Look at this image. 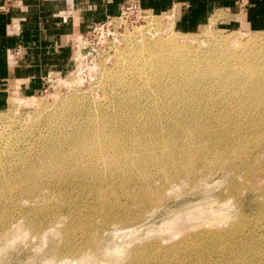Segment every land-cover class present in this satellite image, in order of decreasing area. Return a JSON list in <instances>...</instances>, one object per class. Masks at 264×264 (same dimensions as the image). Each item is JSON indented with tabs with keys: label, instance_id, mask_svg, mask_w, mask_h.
<instances>
[{
	"label": "rangeland",
	"instance_id": "1",
	"mask_svg": "<svg viewBox=\"0 0 264 264\" xmlns=\"http://www.w3.org/2000/svg\"><path fill=\"white\" fill-rule=\"evenodd\" d=\"M155 23L203 48L238 39L219 46L214 72L169 58L106 103L118 52L173 50L144 41ZM71 42L66 72L0 111V264H264V30L214 18L188 30L131 3ZM112 136H160L175 154L106 155ZM98 137L103 157L65 158Z\"/></svg>",
	"mask_w": 264,
	"mask_h": 264
},
{
	"label": "crops",
	"instance_id": "2",
	"mask_svg": "<svg viewBox=\"0 0 264 264\" xmlns=\"http://www.w3.org/2000/svg\"><path fill=\"white\" fill-rule=\"evenodd\" d=\"M136 4L173 12L184 29L215 19L235 28L264 30V0H0V111L10 93L32 96L72 64L74 35Z\"/></svg>",
	"mask_w": 264,
	"mask_h": 264
},
{
	"label": "bare ground",
	"instance_id": "3",
	"mask_svg": "<svg viewBox=\"0 0 264 264\" xmlns=\"http://www.w3.org/2000/svg\"><path fill=\"white\" fill-rule=\"evenodd\" d=\"M158 25V23L154 24L153 31L145 37L146 40L144 41L151 42L152 44H162L166 47L172 48L173 50L151 51L145 49H136V47H134L129 49L124 48L123 50L118 52L116 56V70H114L113 68V73L110 72V75L108 73V77H106L105 81L103 80V84H101V87L103 86L101 88L103 89L102 97L104 101H106V103H113L114 101L112 96H108V92L111 94H116L118 93L117 90H119L121 86H126L132 81H136L143 85H149L150 79L147 76L148 73L154 71L156 68H168L167 62L169 58L195 57V59H193V64H196L204 69L207 68L210 72H214L216 69V52H218V50H221L219 46L229 45L230 41L238 39L237 36L235 38L224 39L208 38V41L206 42L207 46L206 48H203L204 46H200V41H198V39L194 37L181 38L173 35H168L166 37L163 36ZM138 37L139 36L137 33L133 38ZM133 38L129 37L128 40ZM258 40L259 39L254 36L253 41L257 42ZM193 42H198V45L193 46ZM202 42L203 41L201 40V43ZM139 43L140 41L135 43L134 45H138ZM134 45H130V47ZM94 102H96V100ZM104 141V144H108L109 147L107 148H109L112 152H106L105 154H114L117 157L121 158H123L125 155L127 156V153H129L130 151H133L138 153V155L140 154L144 156L149 162H156L162 159L170 160L173 154H175V150H173L174 144L166 143V141L160 136H157L154 139L152 138L150 140H147L144 137H138V139L135 138L131 141L125 140V138L122 136H112L106 138ZM102 145V139L98 137L97 139L85 144L84 146L72 148V150L65 156V158L73 160L78 154L81 156L87 155L88 157L93 158L103 157L102 153L104 152V149ZM193 151L194 150L190 151L189 149H185L180 152V155L187 157L188 161H190L192 156H195V153ZM240 151L242 152L241 148H236L235 152L233 150L234 153H239ZM225 153V151L221 152L222 155H224Z\"/></svg>",
	"mask_w": 264,
	"mask_h": 264
},
{
	"label": "built area",
	"instance_id": "4",
	"mask_svg": "<svg viewBox=\"0 0 264 264\" xmlns=\"http://www.w3.org/2000/svg\"><path fill=\"white\" fill-rule=\"evenodd\" d=\"M95 27H96V25H95V26H93V28H92V29H94ZM78 36L80 37V36H82V35H78Z\"/></svg>",
	"mask_w": 264,
	"mask_h": 264
}]
</instances>
